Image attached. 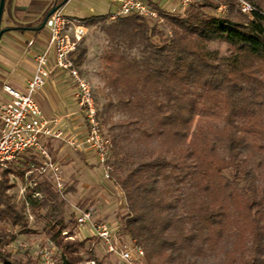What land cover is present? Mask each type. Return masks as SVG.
<instances>
[{"label":"trees","instance_id":"16d2710c","mask_svg":"<svg viewBox=\"0 0 264 264\" xmlns=\"http://www.w3.org/2000/svg\"><path fill=\"white\" fill-rule=\"evenodd\" d=\"M249 1L252 18L234 13L232 0L195 1L185 16L156 8L170 36L135 13L115 22L147 52L109 59L112 81L137 111L111 126L109 173L124 195L121 231L143 248V264H264V0ZM219 2L227 16L206 13ZM212 42L225 43L228 55ZM14 185L2 173L0 222L9 228L0 226V264H28L5 250L16 237L10 228L36 232L6 195ZM37 188L45 197L29 198L30 214L46 218L61 264H80L62 239V217L40 211L56 204L57 192L46 177Z\"/></svg>","mask_w":264,"mask_h":264},{"label":"rangeland","instance_id":"374dc122","mask_svg":"<svg viewBox=\"0 0 264 264\" xmlns=\"http://www.w3.org/2000/svg\"><path fill=\"white\" fill-rule=\"evenodd\" d=\"M212 1L216 2L217 0ZM244 1L252 6L251 1ZM149 2L151 6L162 12L173 13L181 9L179 0H149ZM232 2L234 13L237 10L240 11L237 0H232ZM221 5L222 8L219 9L218 6ZM218 6L213 10L209 8L204 10L207 14L221 18L229 14L228 4L219 2ZM91 7L92 10H90ZM117 10L118 4L111 0H73L67 7L63 8L62 6L61 8L64 15L76 17V19L94 16L91 17L94 18L92 23H84L87 29L76 50L72 53V58L80 76L90 86L98 132L106 142V155L101 161L94 143L86 141L90 124L85 108L79 105L77 85L69 75L59 74L52 79L54 85L50 82L51 85L49 83L48 90L39 96L37 102L51 128L62 132L60 138H51L44 142L52 159L59 164L65 184L62 196L58 194L59 198L56 204L41 208L40 211L45 216L50 213L59 214L58 216L62 217L64 221L65 228L63 229H70L75 223L76 216L81 211L89 209L92 211L93 218L115 227V234L120 242L130 243L129 237L121 231V217L126 212L124 195L109 173L111 169L109 165L112 161L110 134L111 126L133 120L137 111L132 106V101L128 100V95L123 91V86H117L112 81L109 59H115L114 56L122 55L141 60L147 52L138 36L123 32L115 26L118 17L131 15H118L111 18L110 15ZM185 13L186 10L181 16H185ZM244 14L252 18L251 13ZM144 19L149 26H155L167 36L171 35L170 25L164 18L144 17ZM45 30L44 28V33L47 32ZM152 41L157 43L158 38L153 37ZM209 47L217 49L220 55H228L225 43L212 42ZM30 62L24 61V65L30 67ZM6 78L5 73L1 72L0 84L5 82ZM38 94L39 92L36 94V98ZM134 127V125H125L122 129L136 136L138 130ZM34 153V150H29L27 154L20 156L21 158L16 161L13 168L14 177H8V182L10 181L15 185L6 191V195L8 197L10 195L16 206L25 211L30 228L37 233H20L18 228H10L16 237L5 244L4 248L15 259L26 261L28 264H42L37 251L46 244V238H50L49 233H47L48 223L46 218L35 220L33 216H30L28 202L26 203L28 194L23 187L24 172L30 168V164L37 165L30 160L34 156L38 159V163L40 161V158ZM35 174L36 171L31 175ZM46 178L50 177L47 176ZM0 226L7 225L0 222ZM7 227L9 228V226ZM16 239L26 244L25 250L13 251L11 245ZM62 239L76 248L78 255L82 258L80 264H88L87 261L91 259L95 260V264H129L120 260L115 254L107 252L95 237L84 234L74 240L63 237ZM57 258L58 253L53 251V259L57 260ZM138 264H142V262Z\"/></svg>","mask_w":264,"mask_h":264},{"label":"built area","instance_id":"2783aa9c","mask_svg":"<svg viewBox=\"0 0 264 264\" xmlns=\"http://www.w3.org/2000/svg\"><path fill=\"white\" fill-rule=\"evenodd\" d=\"M111 1L118 4V10L110 15L111 18L132 13L146 18L161 17L159 10L152 7L148 0ZM195 1L179 0L181 9L173 13L183 15L186 8ZM237 2L242 12H251L252 6L248 2ZM218 8L221 9L222 5ZM44 26L48 30L46 46L42 52L32 55L33 70L25 80L23 88L17 89L9 84L0 86V177L2 173L8 174L10 178L14 177L13 168L16 161L29 150H34V155L38 156L40 161L37 165L30 164V168L24 172L23 187L25 192L32 189L30 196L38 199L43 197V194L35 189L40 176H49L54 190L60 196L65 184L60 166L52 159L44 142L51 138H60L62 132L51 128L35 98V93L47 84L56 71L67 72L77 85L78 102L85 108L90 124L86 141L94 143L101 161L106 155V142L98 132L90 86L80 76L72 58V53L85 34L87 26L79 19L64 15L60 8H56L45 18ZM34 171L36 174L32 176ZM106 175L108 176V173ZM60 233L64 239L70 240L84 234L95 237L107 252L115 254L120 260L129 264H143V248L133 241L120 242L116 237L115 227L93 218L89 209L81 211L76 216L74 225L70 229H62ZM46 240V244L37 251L42 264H61L59 246L51 238ZM11 247L13 251L25 250L26 244L16 239ZM53 251L58 253L57 260L53 259ZM87 263L95 264V260H88Z\"/></svg>","mask_w":264,"mask_h":264},{"label":"crops","instance_id":"0c3cea01","mask_svg":"<svg viewBox=\"0 0 264 264\" xmlns=\"http://www.w3.org/2000/svg\"><path fill=\"white\" fill-rule=\"evenodd\" d=\"M63 1L64 0H5L1 28L8 30H6L0 38V75L1 72H4L7 78L2 84H9L17 89L23 88L25 80L31 75L33 70L34 61L32 55L42 52L47 43L48 30L45 26H42V23L47 17L48 12L53 7L60 9L62 6L63 8L67 7L73 0H67L60 6ZM90 10H92V7ZM44 28L46 29L45 31H47L45 33L43 32ZM24 61H27V63L30 62V67L25 66ZM59 74L68 75L65 71H56L47 84L35 93L36 98V94L39 92L36 100L45 90H48L51 83L54 82L52 79L56 78ZM2 84H0V86ZM43 177L47 176H40L38 184L43 180ZM37 187L35 189L40 191L43 197L36 199L41 201L45 197V194ZM31 190L32 189H28L26 192L28 194V200L32 198L30 196ZM28 200L26 202H28ZM27 206L29 209V203ZM30 216L32 215L30 214Z\"/></svg>","mask_w":264,"mask_h":264},{"label":"water","instance_id":"95a60500","mask_svg":"<svg viewBox=\"0 0 264 264\" xmlns=\"http://www.w3.org/2000/svg\"><path fill=\"white\" fill-rule=\"evenodd\" d=\"M4 3H5V0H0V38H1L2 34L5 32V29L1 28V19H2L3 9H4ZM55 9H56V7H53L48 12V15H50ZM44 23H45V20L43 21L42 26H44Z\"/></svg>","mask_w":264,"mask_h":264}]
</instances>
